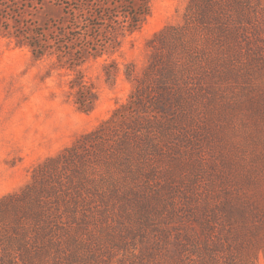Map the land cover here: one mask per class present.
I'll use <instances>...</instances> for the list:
<instances>
[{
	"label": "rangeland",
	"instance_id": "374dc122",
	"mask_svg": "<svg viewBox=\"0 0 264 264\" xmlns=\"http://www.w3.org/2000/svg\"><path fill=\"white\" fill-rule=\"evenodd\" d=\"M188 5L148 0L138 30L72 66L53 40L68 22L60 0H0V200L107 122L112 159L123 138L141 136L138 178L117 161L99 163L97 173L115 178L106 195L83 187L76 217L63 214L60 264H264V0L237 37L205 31L201 65L169 112L150 90L144 108L126 107L152 60L150 41L184 23ZM80 85L93 99L85 108ZM72 175L63 171L65 181ZM14 227L12 214L0 221V264H23Z\"/></svg>",
	"mask_w": 264,
	"mask_h": 264
},
{
	"label": "trees",
	"instance_id": "16d2710c",
	"mask_svg": "<svg viewBox=\"0 0 264 264\" xmlns=\"http://www.w3.org/2000/svg\"><path fill=\"white\" fill-rule=\"evenodd\" d=\"M60 1L67 10L68 22L58 28L53 40L57 42L54 44L59 51L66 50V53L72 54L76 62L72 66L78 65L84 58L100 56L112 42H119L120 35L138 30L141 21L149 14L148 0ZM254 1L189 0L184 23L165 27L150 41V46L154 48L152 60L137 80L131 102L126 106L129 112L137 107L144 108L147 90L157 94L154 103L157 110L169 112L175 103H180L183 100L181 81L184 82L187 73L194 72L201 65L199 57L205 55L201 44L205 31H216L227 38L237 37L239 24L244 26V22L250 21L253 16L251 9ZM30 46L35 55H42L35 41H31ZM80 87L83 92H80L78 102L85 108L88 103H93V99L89 101L84 95L86 88ZM117 115L118 110L113 117ZM107 123L83 136L56 157L48 158L34 171L32 182L21 192L0 200V221L13 215L17 248H21L18 258L23 264H60L62 244L59 235L63 229L61 232L57 229L63 223V214L68 212L73 219L76 217L77 213L73 211L84 201L83 187L91 193L106 195L107 185L115 179L97 173L99 163L108 165L117 161L126 173L128 170L129 178H138L141 169L133 170L132 167L133 158L140 156L141 136L132 138L127 135L123 138L119 147L122 152L112 159L105 148L106 140L112 137L103 131ZM135 139L140 140L137 142ZM66 169L72 170L73 174L68 181L63 178ZM52 202L55 207H51ZM263 227L264 224L258 230ZM30 241L38 245L37 249L31 250Z\"/></svg>",
	"mask_w": 264,
	"mask_h": 264
}]
</instances>
